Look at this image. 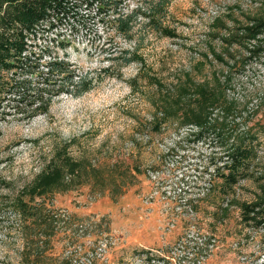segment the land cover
I'll list each match as a JSON object with an SVG mask.
<instances>
[{
    "label": "rangeland",
    "instance_id": "rangeland-1",
    "mask_svg": "<svg viewBox=\"0 0 264 264\" xmlns=\"http://www.w3.org/2000/svg\"><path fill=\"white\" fill-rule=\"evenodd\" d=\"M164 3L126 0L123 12L137 14L127 35L98 23L66 46L80 73L99 76L91 90L61 93L29 119L0 117V264H264V227L240 217L241 203L264 199V45L225 41L264 0ZM199 86L217 95L208 113L220 135L199 138L173 115L156 129L161 103L194 109ZM247 131L259 142L253 175L224 190L218 158ZM51 160L78 166L30 195ZM38 209L44 236L25 227L35 228ZM43 237L44 258L22 261L24 243L33 253Z\"/></svg>",
    "mask_w": 264,
    "mask_h": 264
},
{
    "label": "trees",
    "instance_id": "trees-1",
    "mask_svg": "<svg viewBox=\"0 0 264 264\" xmlns=\"http://www.w3.org/2000/svg\"><path fill=\"white\" fill-rule=\"evenodd\" d=\"M125 1L0 0L1 119L7 115L29 119L39 113L47 112L53 98L61 93L79 96L91 90L96 81L100 80L99 76L80 73L77 66L69 59L67 52L63 51H66V46L74 41L79 33L92 31L94 25L98 23L109 22L118 32L127 35L132 29L133 18L137 14L135 11L123 12ZM160 1L165 4L164 0ZM149 21L154 24L156 30L168 35L160 19L152 17ZM66 30L69 32L65 33ZM259 37L264 40V11L249 16L247 24H244L239 32L228 35L225 41L228 45H232L233 42L245 45L251 40L257 41L256 44H249L250 48H248L249 51H255L259 47L258 43L264 45ZM240 40L243 42H239ZM57 48L62 50V54L58 53ZM125 53L122 56L123 65L129 64L134 59L133 55L127 56L129 52ZM150 80L154 81L152 83H158L159 87L156 78L152 77ZM198 88L199 99L194 98L197 102L194 109L186 106V102L180 99L176 101L165 99L161 103L163 106L159 108L163 117L159 118L156 129H159L168 116L173 115L179 118L182 127H195L197 131L194 134L199 138L209 130L220 135L219 128L209 124L210 113H208L210 108L217 106L219 102L217 95L208 93L204 86ZM179 89L182 93L190 95L184 92V84L179 86ZM257 137V133L247 131L225 146L222 156L218 158L220 164L215 168V175L220 179L219 185L224 190L253 175L251 170L259 144ZM76 166L78 165L71 161L70 164L64 162L58 164L51 160L37 175L36 184L29 189V194L42 195L52 186L60 185L64 174L62 169L65 168L66 171L73 173L76 171L74 169ZM261 179L264 181V176ZM35 215L38 220L34 225L35 228L29 223L25 227H28V232L32 228L41 236L47 235L45 229H37V226H43L48 215L42 213L40 209ZM240 217L243 223L253 227H264V199L241 203ZM28 240L26 234V242ZM39 240L41 243L34 247L33 253L30 252L28 244L24 243L22 261L28 263L33 258L38 260L44 258L45 239L43 237ZM137 254L144 255V259L148 261L154 260L149 256L152 255L149 251Z\"/></svg>",
    "mask_w": 264,
    "mask_h": 264
}]
</instances>
